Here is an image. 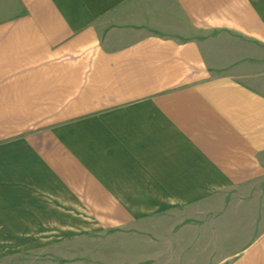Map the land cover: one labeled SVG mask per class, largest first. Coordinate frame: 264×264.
Listing matches in <instances>:
<instances>
[{"label": "crops", "instance_id": "0c3cea01", "mask_svg": "<svg viewBox=\"0 0 264 264\" xmlns=\"http://www.w3.org/2000/svg\"><path fill=\"white\" fill-rule=\"evenodd\" d=\"M261 206L264 0H0V264H264Z\"/></svg>", "mask_w": 264, "mask_h": 264}, {"label": "rangeland", "instance_id": "374dc122", "mask_svg": "<svg viewBox=\"0 0 264 264\" xmlns=\"http://www.w3.org/2000/svg\"><path fill=\"white\" fill-rule=\"evenodd\" d=\"M217 211L215 212L216 215H219L220 209L215 208ZM225 210V209H224ZM260 215L261 217L264 215V207H260ZM177 216H168V218H164L162 221H150L138 226L135 228L137 231V237L133 239L124 238V234L122 232H113L110 231L107 234L101 235L99 238V245L100 247L115 249L114 254L105 253L99 257V260L93 259L87 260L85 259V263L92 264H139L140 263V256L134 255L136 250L140 248L145 249L147 248V257H146V264H170L171 256L167 255H158L157 253H161V250L167 251L170 254V249L172 247V238H171V227L172 225L176 224ZM183 224H180V226ZM186 225V224H184ZM213 229L218 231L219 223H213ZM179 227V226H178ZM96 240H75L73 244L70 245H77L84 247H91L95 243ZM93 242V243H92ZM94 246V245H93ZM128 250L126 251V249ZM107 250V249H106ZM132 255V256H130ZM90 258V257H89ZM144 258V257H142Z\"/></svg>", "mask_w": 264, "mask_h": 264}]
</instances>
